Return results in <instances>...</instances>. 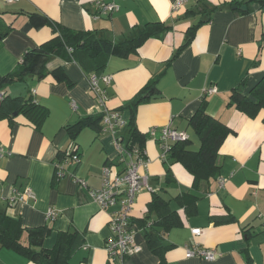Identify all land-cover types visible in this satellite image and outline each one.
Segmentation results:
<instances>
[{
    "label": "crops",
    "instance_id": "obj_1",
    "mask_svg": "<svg viewBox=\"0 0 264 264\" xmlns=\"http://www.w3.org/2000/svg\"><path fill=\"white\" fill-rule=\"evenodd\" d=\"M97 1L0 0V27L8 29L0 37V76L12 71L26 50L53 36L43 19L72 30L96 31L114 43L134 36L145 24L162 23L168 29L149 37L136 53L106 58L101 73L112 79L106 87L105 105L118 110L128 122L131 112L127 103L156 79V88L150 89L136 108L134 128L147 136L151 127L170 124L186 131L189 148L198 149V139H191L195 133L189 119L205 102L206 112L233 130L218 150L216 175L194 186L193 175L185 166L169 152L161 157L159 143L147 137L144 149L149 163L141 171L148 176L149 188L137 193L131 211L135 242L141 249L122 263L109 259L105 250L109 213L92 201L90 190L100 186L105 164L117 171L123 164L113 135L91 127H83L73 137L69 133V127L100 114L102 108L89 89L86 72L74 61L53 56L47 70L61 67L71 86L50 75H29L1 90L12 99L30 96L47 113L38 126L18 111L11 119H0V212L20 221L22 240L41 239L39 246L44 249L53 248L59 233L77 232L82 241L70 258L71 264H158L159 258L147 247L144 234L150 225H159L157 211L147 210L148 202L159 196L176 222L162 232L163 244L170 246L165 254L167 264H246L247 256L250 264H264V108L250 118L229 99L235 87L249 95L264 75V6L249 1L242 11L233 7L241 6L244 0H184L173 9L176 0H113L119 9L104 14L99 12ZM201 3V16L185 17L187 10ZM200 19L205 21L180 48L187 29ZM211 86L217 91L205 93ZM71 101L77 104L76 109L71 108ZM71 141L77 145L80 160L62 162L65 175L57 178L56 165ZM219 177L224 180L221 186ZM76 178L85 185H79ZM26 187L33 196L22 203L9 201ZM50 207L58 212L53 221L45 219ZM224 216L232 220L215 222ZM143 218L146 227L139 225ZM44 227L50 229L44 237L28 233ZM192 228H200L201 233L193 235ZM193 247L213 249L216 257H187L186 248ZM0 264L37 263L0 248Z\"/></svg>",
    "mask_w": 264,
    "mask_h": 264
},
{
    "label": "trees",
    "instance_id": "obj_2",
    "mask_svg": "<svg viewBox=\"0 0 264 264\" xmlns=\"http://www.w3.org/2000/svg\"><path fill=\"white\" fill-rule=\"evenodd\" d=\"M249 1L256 2L261 7L264 6V0ZM210 10L212 11L213 8ZM202 12L203 7L201 3V5H197L196 9L187 10L185 17L201 16ZM203 21L205 20L200 19L196 24L187 29L185 41L180 48L186 46L192 40L196 28ZM45 22L50 25L53 36L46 42L26 50L21 55L15 68L9 73L0 76V90L7 87L11 82L21 81L29 75L40 78L50 75L55 81L64 82L68 86H71L72 81L61 67L47 70L46 65L51 57H61L66 61L76 62L86 72L87 76L93 72L100 74L109 55L118 54L125 57L136 53L145 40L158 31L168 29V26L162 23L145 24L134 36L122 42L114 43L106 37L99 35L96 31L72 30L58 23L43 19L42 23ZM7 33L8 29L6 27L2 30L0 27V37L5 36ZM155 82L156 79L146 84L126 105L131 114L126 128L122 131L123 135L121 132V136L125 144L129 143L128 147H136L140 150L144 149L147 136L134 128V118L137 106L146 100L145 95L150 89L156 88ZM229 99L230 104L234 105L236 109L250 118L255 117L264 108V75L250 89L249 95H244L239 87H235L231 89ZM12 104H15V106H12ZM14 111L30 116L37 126L43 121L47 113L45 108L36 104L30 96L13 99L3 96L0 99V119H11ZM101 117V114L89 115L69 127L68 131L72 137L83 127H91L99 131L101 128ZM189 124L199 141L198 149L191 150L189 148L190 140L188 139L172 142L168 152L171 157L181 162L193 175V185L197 186L200 181H208L216 175L217 167L215 162L218 150L227 135L233 133V130L217 118L210 116L206 112L205 102L200 105L189 119ZM154 209L160 215L159 225L157 223L153 224L157 227L150 225V229L145 230L144 237L149 250L159 258L158 264H167L165 254L170 246L163 244L162 232L166 231L168 227L176 225V222L173 213L168 210L166 202L159 196H154L148 202V212ZM225 220H232V217L215 218V222L219 223H224ZM139 225L146 227L145 218L139 221ZM49 232L50 229L47 227L28 230L30 235L39 234L41 237H44ZM22 234L23 229L20 221L6 215L4 212H0V248L11 249L37 264H71L70 258L82 241L75 231L62 232L58 234L53 248L44 249L42 246L31 244V240H36V237H30L29 241H25L22 240ZM246 264H250L248 256Z\"/></svg>",
    "mask_w": 264,
    "mask_h": 264
},
{
    "label": "built area",
    "instance_id": "obj_3",
    "mask_svg": "<svg viewBox=\"0 0 264 264\" xmlns=\"http://www.w3.org/2000/svg\"><path fill=\"white\" fill-rule=\"evenodd\" d=\"M5 3H12L15 0H2ZM184 0H176L173 2V9L178 8ZM97 7L100 13L110 14L119 9L117 3L113 0H98ZM111 76L107 74L90 73L87 76V82L90 91L93 94L98 106L102 108L101 111V128L102 133H109L113 135V144L118 153V159L123 168L121 171L114 170L113 165L105 164L100 172V186L96 189L90 190V197L92 201L101 209L107 211L109 214L108 227L109 236L105 242V250L109 259L119 261L123 260L140 251L141 247L135 242L136 227L131 222V211L137 193L143 188L148 187V176L146 172L141 169H147L149 160L146 157L145 149H138L136 147H128L125 144L121 132L127 126V121L123 118L118 110H111L106 107L108 99L106 87L111 83ZM217 91L215 86H211L205 90V93H215ZM4 96L3 91L0 90V99ZM72 109L77 108L74 101L70 102ZM147 137L156 140L161 149V157H165L169 151L170 144L176 141H185L189 139V135L184 130H177L171 127L170 124L163 126H153L147 132ZM80 155L78 153L77 145L71 141L62 154L61 161L56 165V177L61 178L65 175L62 170V162L74 161L78 162ZM79 185H85V182L80 179H74ZM224 180L219 177L217 183L222 185ZM33 196L32 190L26 187L20 192H16L9 201L22 203L27 197ZM58 216V212L50 207L45 213L47 221H53ZM193 235L201 233L200 228H192ZM187 257H199L205 260H214L216 252L213 249L205 248H186Z\"/></svg>",
    "mask_w": 264,
    "mask_h": 264
},
{
    "label": "water",
    "instance_id": "obj_4",
    "mask_svg": "<svg viewBox=\"0 0 264 264\" xmlns=\"http://www.w3.org/2000/svg\"><path fill=\"white\" fill-rule=\"evenodd\" d=\"M247 3H248V0H245L241 6H239V7L234 6L233 8H238L239 10L245 11L247 9V6H246ZM15 114L16 113H13V115H15ZM31 244L34 246H39L42 244V240L41 239L31 240Z\"/></svg>",
    "mask_w": 264,
    "mask_h": 264
},
{
    "label": "rangeland",
    "instance_id": "obj_5",
    "mask_svg": "<svg viewBox=\"0 0 264 264\" xmlns=\"http://www.w3.org/2000/svg\"><path fill=\"white\" fill-rule=\"evenodd\" d=\"M191 139H192L193 142H194V140H197V138L195 137V135L193 133H192V138ZM195 142H196V144H198V140L195 141ZM191 149H194L195 150L197 148L192 146Z\"/></svg>",
    "mask_w": 264,
    "mask_h": 264
}]
</instances>
